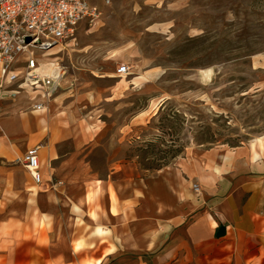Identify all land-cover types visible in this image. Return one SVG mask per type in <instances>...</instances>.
<instances>
[{
    "label": "crops",
    "instance_id": "0c3cea01",
    "mask_svg": "<svg viewBox=\"0 0 264 264\" xmlns=\"http://www.w3.org/2000/svg\"><path fill=\"white\" fill-rule=\"evenodd\" d=\"M68 93L0 101V264H264V137L100 167V125Z\"/></svg>",
    "mask_w": 264,
    "mask_h": 264
},
{
    "label": "rangeland",
    "instance_id": "374dc122",
    "mask_svg": "<svg viewBox=\"0 0 264 264\" xmlns=\"http://www.w3.org/2000/svg\"><path fill=\"white\" fill-rule=\"evenodd\" d=\"M89 1L99 18L49 58L100 125L97 165L114 152L153 174L187 147L264 137V0Z\"/></svg>",
    "mask_w": 264,
    "mask_h": 264
},
{
    "label": "built area",
    "instance_id": "2783aa9c",
    "mask_svg": "<svg viewBox=\"0 0 264 264\" xmlns=\"http://www.w3.org/2000/svg\"><path fill=\"white\" fill-rule=\"evenodd\" d=\"M99 16V8L89 0H0V101L15 100L24 93L42 98L32 109L45 110L67 71L59 61L46 60L44 53L73 38L79 23L91 24ZM37 49L41 56L35 53ZM117 72L128 74L129 66L121 64ZM23 162L40 184L38 148H31Z\"/></svg>",
    "mask_w": 264,
    "mask_h": 264
},
{
    "label": "bare ground",
    "instance_id": "6f19581e",
    "mask_svg": "<svg viewBox=\"0 0 264 264\" xmlns=\"http://www.w3.org/2000/svg\"><path fill=\"white\" fill-rule=\"evenodd\" d=\"M59 46V45H58ZM57 46V47H58ZM56 48V46L55 47H53V48H50L49 50H47L45 53H44V55L43 56H46V58L47 59H49V60H51L52 58H49L50 56H53L54 54H56L58 51H54V50H56L55 49ZM209 69V68H208ZM214 73V72H213ZM203 77H204V79L207 81L208 79H209V74H208V72H206V71H204V73H203Z\"/></svg>",
    "mask_w": 264,
    "mask_h": 264
},
{
    "label": "water",
    "instance_id": "95a60500",
    "mask_svg": "<svg viewBox=\"0 0 264 264\" xmlns=\"http://www.w3.org/2000/svg\"><path fill=\"white\" fill-rule=\"evenodd\" d=\"M29 40H30V38L27 39V41H29Z\"/></svg>",
    "mask_w": 264,
    "mask_h": 264
}]
</instances>
